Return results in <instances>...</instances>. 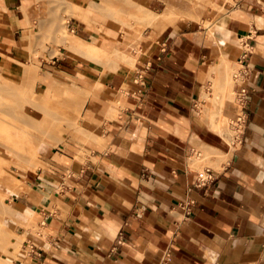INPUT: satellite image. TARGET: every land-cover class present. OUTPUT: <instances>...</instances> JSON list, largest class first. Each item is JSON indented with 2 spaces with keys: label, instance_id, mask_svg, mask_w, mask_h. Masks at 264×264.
Returning a JSON list of instances; mask_svg holds the SVG:
<instances>
[{
  "label": "crops",
  "instance_id": "1",
  "mask_svg": "<svg viewBox=\"0 0 264 264\" xmlns=\"http://www.w3.org/2000/svg\"><path fill=\"white\" fill-rule=\"evenodd\" d=\"M14 18L0 26L6 55ZM174 23L153 32L135 68L103 77L86 113L102 140L85 161L29 178L26 203L50 233L19 264H264V0H237L213 39L199 22ZM220 56L242 66L229 136L207 99ZM58 60L82 72L79 58Z\"/></svg>",
  "mask_w": 264,
  "mask_h": 264
},
{
  "label": "rangeland",
  "instance_id": "2",
  "mask_svg": "<svg viewBox=\"0 0 264 264\" xmlns=\"http://www.w3.org/2000/svg\"><path fill=\"white\" fill-rule=\"evenodd\" d=\"M29 1L25 6V0H14V4L9 0H0L5 5V9L0 8V26L2 22L10 23L7 19L10 14H15L14 19L20 24L18 27L15 22L13 28L11 27L14 30L20 29L18 42L14 47L4 45L12 52L6 55L0 49V121L6 119L7 125V120L9 121L5 133L2 128L5 124L0 127L2 128L0 134L2 133L3 137L0 136V178L6 182L4 184V181L0 180L2 181L0 185H6V188L0 189V195L3 196L2 204L9 207L0 212V231L5 230L10 244H14L8 264H19L21 253L31 251V241H38L40 237H47L50 233L41 213L31 209L26 203L25 196L30 190L29 178L41 176L47 181L58 178L68 171L71 159L85 161L93 152L95 145L102 140L100 135L88 128L86 113L96 105L97 96L105 94L107 90L103 77L135 68L137 61L147 53L144 50L146 42L155 39L153 32H162L171 22H175L174 24L181 21L199 22L209 30L208 36L213 39L216 23L237 2L212 0L211 3H206L207 5L204 3L205 6L202 0L201 2L194 0L196 3L200 2L198 3L201 6H198L190 0L195 6L193 3L191 5L190 1L186 6L185 0H114V3L105 0H66L70 2H66L68 5L64 3L65 0H59L58 3L63 4L59 6L57 3L56 6L54 0ZM71 3L79 4L76 6L77 9L89 6L92 13L83 20L74 16L66 18L68 14L63 12L65 8L66 11H76L70 7ZM168 4L176 9L172 17L160 16L158 21H152L151 16H146L149 12H145L146 9L160 13ZM202 5L205 6L203 9ZM175 6L181 7L179 9ZM190 6L194 8L191 9ZM196 7H199L198 10ZM177 9L184 10L185 13L188 11L189 14L182 13L183 11L179 13ZM55 18L61 22V30L57 29L59 31L55 29L53 31L52 28V26L56 28L55 23H52ZM4 27L10 29L9 26ZM66 30L68 32L66 34H76L98 47L108 44L111 46L110 54H100L98 57V53H92L90 56L64 48L63 42L59 39L64 37ZM60 35L63 37L59 38ZM119 42L122 45L117 48L115 45ZM66 55L77 57L83 62L82 72L77 76L68 77L60 70L58 59ZM130 57L137 60L130 64ZM231 64L233 65H228L225 58L219 57L216 64L217 72L212 71L210 76L214 92L207 95V99L213 103V108L218 113L216 116L219 117L221 125L218 131L228 136L229 127H234L235 130L232 131L239 132L242 119L241 112L234 111L235 108H239L240 103L233 89L241 78L242 66L236 61H232ZM27 67H33L31 70H35L37 76L33 74L35 77L29 79V69V75L25 76L24 69ZM15 68H18L19 74L12 72ZM49 75L62 81H58L52 89L53 97L47 96L45 79ZM66 84H75V88ZM44 97L50 100L46 101ZM225 109L230 111L227 115L222 113ZM11 122L19 125V129L14 125L19 132L18 136L16 129L13 130L14 127L11 129L12 132L7 131L13 126L10 125ZM1 123L3 125V122ZM3 133L10 135L4 136ZM12 136L15 140H8L13 138ZM1 138L7 139V143ZM40 173L42 175H39Z\"/></svg>",
  "mask_w": 264,
  "mask_h": 264
},
{
  "label": "bare ground",
  "instance_id": "3",
  "mask_svg": "<svg viewBox=\"0 0 264 264\" xmlns=\"http://www.w3.org/2000/svg\"><path fill=\"white\" fill-rule=\"evenodd\" d=\"M38 1V0H37ZM55 2H53V3H56V6H57V3L59 2V0L56 2V0H54ZM61 1V0H60ZM104 1V0H103ZM105 1H109V3H110V1L112 2V3H114L115 1L114 0H105ZM149 1H151V0H149ZM172 1V0H171ZM180 1V0H179ZM186 1V6H188V2L190 1V0H185ZM194 1V0H193ZM193 1H190L189 3L192 5V3H193ZM196 1V0H195ZM194 1V2H195ZM200 2H201V0H199ZM199 1H197V5L198 6H201V5H199ZM205 1H207V2H205ZM202 0V4H206V3H211V1L212 0ZM222 1V0H221ZM30 1L29 0H25V6L29 3ZM66 2H68V3H70L69 1H64V3L65 4H68V3H66ZM91 2H93V1H91ZM199 2V3H198ZM215 2V1H214ZM232 2V1H231ZM37 3H39V2H37ZM90 3V2H89ZM89 3H88V5H89ZM174 3V2H173ZM185 3V2H184ZM220 3V2H219ZM233 3V2H232ZM60 4L62 5L63 3H58V5L60 6ZM183 4V3H182ZM194 4V3H193ZM204 4V5H205ZM216 4H218V3H216ZM222 4V3H221ZM69 5V4H68ZM169 5V6H168ZM168 5H166L165 7V9L162 11V12H160V13H158V12H156V10L155 11H153L152 9H149V10H145V12L147 11H149L147 14H146V16L148 15V17H152V21H158L159 20V18H160V16H162V17H172L173 16V14H174V11L176 10L175 8H173V6H171L170 4H168ZM174 5H175V3H174ZM207 5V4H206ZM205 5V6H206ZM209 6L211 5V4H208ZM226 5V4H225ZM224 5V6H225ZM236 5V4H235ZM76 6H79V4H72L71 3V6L70 7H72V8H74L76 11H73V12H71L70 10H67L68 11V13H67V11H66V8L64 9V6H63V8L61 9L62 11H63V9H64V13H66V18L68 17V16H74V17H76L77 19H80V20H83V19H85L86 17H89V14H91L92 13V10H91V8H88L89 6H87V8H85V9H77L76 8ZM176 6H177V4H176ZM175 6V7H176ZM194 6H195V4H194ZM204 6V7H205ZM218 6H219V4H218ZM179 7H181V6H179ZM179 7H176V8H179ZM203 7V5H202V9L204 8ZM208 7V6H207ZM217 7V6H216ZM0 8H4L5 9V5L4 4H2L1 2H0ZM186 8V7H185ZM185 8H182V9H184L185 10ZM190 8H191V6H190ZM194 7H192L191 9H193ZM197 8V10H198V8L199 7H196ZM214 8V7H213ZM220 8V7H219ZM218 8V10H220ZM223 8H225V7H223ZM58 9V8H57ZM180 9V8H179ZM179 9H177V11L179 10ZM188 9V8H187ZM186 9V10H187ZM214 9H216L217 10V8H214ZM184 10H180V11H178L179 13L180 12H182V13H185L184 12ZM188 10H190V9H188ZM200 10V9H199ZM211 11V10H210ZM25 12V11H24ZM23 12V13H24ZM216 12V11H215ZM61 13V12H60ZM181 13V14H182ZM186 13L187 14H189L188 13V11H186ZM185 13V14H186ZM191 13H193V12H191ZM61 14H63V13H61ZM151 14V15H150ZM185 14H183V15H185ZM178 15V14H177ZM62 16V15H61ZM64 16V15H63ZM135 16H137L136 14H135ZM63 18V17H62ZM173 19V18H172ZM55 20H56V22H55ZM55 20L53 19L52 21V23H55V27L56 28H54V26H52V28H53V31H59V30H57L58 28H60V30H61V25H60V21H58L57 20V18H55ZM64 20H66L65 18H64ZM171 20V19H170ZM19 21H17L16 22V25L19 27L20 26V24L18 23ZM59 22V23H58ZM68 22V21H67ZM174 22H171L170 24H173ZM170 24H168V25H170ZM33 25V24H32ZM63 26V25H62ZM63 27H65V26H63ZM55 29V30H54ZM38 32V31H37ZM72 32V31H71ZM70 32V33H71ZM36 33V32H35ZM66 33H68L67 32V30H66V32H65V35H64V37L63 36H61L60 35V37L59 38H61V37H63V38H61V39H59V40H61L62 42H63V44H64V48H67V49H69L70 51H73V52H76V53H80V54H84V55H92V53L93 54H95V53H98V57H100V54H104V55H109L110 54V50H111V46H108V44H104V46L103 47H98V46H96V45H94L93 43H91L90 41L88 42V41H86L84 38H82V37H79V36H77L76 34H66ZM34 36H36L35 34H34ZM31 39H33V38H31ZM232 41V40H231ZM61 42V43H62ZM145 42V41H144ZM234 42V41H233ZM117 44V43H116ZM122 44L119 42L117 45H115L117 48L119 47V46H121ZM114 46V47H115ZM113 48V47H112ZM96 56V57H97ZM85 57V56H84ZM106 57V56H105ZM108 57V56H107ZM223 58H225L226 59V62H228V65H233V64H231V60L227 57V56H222ZM88 58V57H87ZM102 58H104V57H102ZM135 60H137V59H135L134 57H130L129 58V62H130V64L131 63H134V61ZM240 62V61H239ZM36 65V64H35ZM38 67V66H37ZM33 67H31V68H25L26 69V71H25V69H24V72H25V76L28 74L29 75V70H30V75L28 76V78L30 79V77L31 78H34L35 76L34 75H36L35 74V70H31ZM29 69V70H28ZM39 70L40 69H38V73H39ZM12 72L13 73H15V74H19V70H18V68H15L14 70H12ZM24 72L22 73V75L24 74ZM52 72V71H51ZM34 74V75H33ZM66 76H68V77H72V75H70V74H65ZM32 76H34V77H32ZM37 76V75H36ZM22 79L24 78V77H21ZM28 79V80H29ZM25 80V79H24ZM28 80H26V81H28ZM34 80H36V78L34 79ZM58 81H60V80H58V79H56V78H54V77H52V75L50 76H48V77H46V79H45V83H46V85H47V96H52L53 95V93H52V89L54 88V86L55 85H57L58 84ZM106 81V80H105ZM60 82H62V81H60ZM60 84V83H59ZM63 84V83H62ZM69 85H71L70 87H73V88H75V84H69ZM69 85L68 84H66V86H68L69 87ZM67 87V88H68ZM100 87V86H99ZM102 87V86H101ZM53 97V96H52ZM51 97V98H52ZM46 97H44V99H45ZM74 99H78V98H76V97H74ZM46 101H49L48 99H45ZM79 100V99H78ZM82 108H83V106H82ZM3 111V110H2ZM0 122H3V125H2V123L0 124V127L1 126H4V124H5V122H6V119H2ZM7 123H8V125H9V121L7 120ZM13 123L11 122V124L10 125H12ZM6 125L7 124H5V127H2V128H4L3 130H4V133H5V128H6ZM7 125V126H8ZM14 125H17L16 127L19 129V125L18 124H13V126H9L10 128L7 130V131H9L10 130V132H12V127H14L13 128V130L14 129H16L15 128V126ZM80 127H81V125H80ZM2 128H0V129H2ZM75 130H77V129H75ZM6 131V132H7ZM1 132H3V131H1ZM16 135L19 133L18 132V130L16 129ZM4 133H3V135H4ZM15 133V132H14ZM13 133V135H15ZM6 136H9L10 135V133H9V135L8 134H5ZM4 135V136H5ZM0 136L2 137V133L0 134ZM18 136V135H17ZM13 138H10V139H8V140H11V139H14V136H12ZM3 138V137H2ZM1 138V139H2ZM8 138V137H7ZM15 138H17V137H15ZM2 140H4L6 143H7V139H2ZM15 140V139H14ZM0 143H1V141H0ZM9 143H11L10 141H9ZM8 143V144H9ZM39 143V142H38ZM4 143H2V145H3ZM8 144H6V145H8ZM6 145H4V148H5V146ZM11 145V144H10ZM10 145H8V146H10ZM51 145V144H50ZM12 148H13V146H12ZM7 149H8V147H7ZM10 150V149H9ZM52 150V149H51ZM12 151V149L10 150V152ZM215 155H219V157L221 158V161L222 162H224L225 160H226V155L225 154H223V153H221V154H218V153H216ZM39 164V163H38ZM0 180H2V181H4V179L2 178H0ZM2 181H0V183H2ZM4 184H6V182L4 181ZM4 184H1L0 185V189H4V188H6V185H4ZM8 184V183H7ZM3 197V196H2ZM1 197V195H0V212H3V211H5V210H7L9 207L8 206H5V205H3L2 204V201H3V198ZM10 209H11V207H10ZM14 245V244H13ZM13 245H11L10 244V242H9V240H8V238H7V234H6V232H5V230L4 231H0V264H8L9 263V259H10V257H11V255H12V249H13Z\"/></svg>",
  "mask_w": 264,
  "mask_h": 264
}]
</instances>
